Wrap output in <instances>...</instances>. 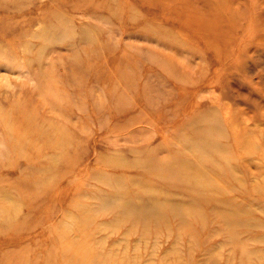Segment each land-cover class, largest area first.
Instances as JSON below:
<instances>
[{
  "label": "rangeland",
  "instance_id": "obj_1",
  "mask_svg": "<svg viewBox=\"0 0 264 264\" xmlns=\"http://www.w3.org/2000/svg\"><path fill=\"white\" fill-rule=\"evenodd\" d=\"M0 264H264V0H0Z\"/></svg>",
  "mask_w": 264,
  "mask_h": 264
},
{
  "label": "bare ground",
  "instance_id": "obj_2",
  "mask_svg": "<svg viewBox=\"0 0 264 264\" xmlns=\"http://www.w3.org/2000/svg\"><path fill=\"white\" fill-rule=\"evenodd\" d=\"M10 138L16 141V138H14V137H10Z\"/></svg>",
  "mask_w": 264,
  "mask_h": 264
}]
</instances>
